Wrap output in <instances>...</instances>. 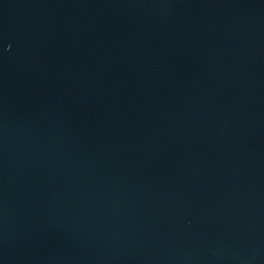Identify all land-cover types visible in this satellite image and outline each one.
I'll list each match as a JSON object with an SVG mask.
<instances>
[{
	"label": "water",
	"instance_id": "obj_1",
	"mask_svg": "<svg viewBox=\"0 0 264 264\" xmlns=\"http://www.w3.org/2000/svg\"><path fill=\"white\" fill-rule=\"evenodd\" d=\"M0 264H264V0H0Z\"/></svg>",
	"mask_w": 264,
	"mask_h": 264
}]
</instances>
